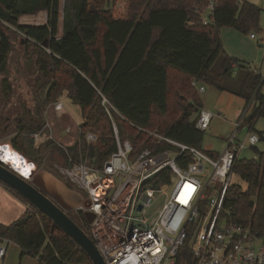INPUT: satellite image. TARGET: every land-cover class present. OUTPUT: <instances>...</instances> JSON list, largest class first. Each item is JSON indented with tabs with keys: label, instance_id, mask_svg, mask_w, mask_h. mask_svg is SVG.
<instances>
[{
	"label": "trees",
	"instance_id": "1",
	"mask_svg": "<svg viewBox=\"0 0 264 264\" xmlns=\"http://www.w3.org/2000/svg\"><path fill=\"white\" fill-rule=\"evenodd\" d=\"M116 1L64 0L59 33V0H0V74L6 71L13 48L11 32H22L23 43L31 49L27 53L24 50V55L32 56L35 84L44 90L40 103L21 106L14 117L11 140L18 152L23 147L16 145L15 140L43 132L47 119L44 109L64 92L80 107L81 128L97 135L94 142H87L80 134L74 144L67 146L77 161L86 156L90 160L95 157V163H99L114 149L111 121L101 104V95L124 117L112 112L120 138H128L135 149L153 144L129 122L157 128L167 136L203 148L204 130L195 126L202 102L196 85L191 82L208 83L217 89L223 87L221 78L237 59L223 49L219 27L259 29L261 8L247 0H216L210 21L203 24L193 10L194 0H124L121 13L113 11ZM41 8L47 11L44 24L19 23L21 14ZM218 58L222 69L213 71ZM171 73L179 76L174 82L172 104L168 97ZM252 95L254 105L246 119L249 122L258 116L264 118V89L259 75H255L245 104ZM11 96L8 79L2 76L0 105ZM155 121L157 126L153 125ZM29 138L32 148L38 150L36 157H41L42 148L54 145L63 152L62 162H65L64 151L55 139H45L35 146L32 135ZM206 151L216 154L214 150ZM50 171L61 177L56 169ZM234 173L246 186L243 189L237 182L230 183L223 213L229 220L251 225L263 233L264 152H259L256 158L238 159ZM68 214L85 228L82 212ZM0 236L18 245L19 257L36 256L40 264H93L67 234L37 211H32L23 223L16 220L0 223ZM178 253L175 264L193 263L187 250L181 248Z\"/></svg>",
	"mask_w": 264,
	"mask_h": 264
},
{
	"label": "built area",
	"instance_id": "2",
	"mask_svg": "<svg viewBox=\"0 0 264 264\" xmlns=\"http://www.w3.org/2000/svg\"><path fill=\"white\" fill-rule=\"evenodd\" d=\"M192 5L200 21L207 24L216 0H194ZM260 80L264 89V76ZM197 89L203 91L204 86L200 84ZM101 104L111 121L114 149L103 161L94 163L86 156L75 160L67 148L70 145L59 144L65 162L53 166L61 180L90 200L88 207L79 205L70 211L82 212L83 216L85 211L90 212V220L84 216V229L105 264H175L181 248L187 250L192 264H264V232L231 221L223 213L235 164L241 152L253 148L261 137L252 127L254 120H246L254 95L244 104L223 148L214 151L215 155L206 151L210 149L177 140L157 128L128 121L153 144L135 149L128 138H120L112 112L124 117L104 95ZM215 116L218 113L202 107L195 126L206 130ZM244 126L247 131L241 134ZM44 127L47 130L32 134L35 146L54 139L49 119ZM70 130L69 125L65 126L66 132ZM80 134L87 142L97 139L95 133L79 125L77 137ZM157 194L164 199L151 209ZM9 241L0 236V261Z\"/></svg>",
	"mask_w": 264,
	"mask_h": 264
},
{
	"label": "rangeland",
	"instance_id": "3",
	"mask_svg": "<svg viewBox=\"0 0 264 264\" xmlns=\"http://www.w3.org/2000/svg\"><path fill=\"white\" fill-rule=\"evenodd\" d=\"M124 0H117L114 4L113 11L121 13ZM63 2H60V16L58 32L62 31V10ZM264 0L259 5L261 8L259 17V29L255 27L248 28L245 31L234 28L232 26L223 25L219 27V35L222 43V47L225 52L237 59V62L233 64L228 74L221 78V89H217L215 86L208 83H197L196 89L200 84L204 86L203 91H198L199 98L202 102V107L214 112H219L218 117L215 116L208 129L204 130L201 146L212 150L219 151L224 146L222 140L226 137L234 127V122L237 120L240 111L245 104V96L249 93L251 86L253 85L255 75H259L260 79L264 76ZM47 11L44 8L34 12L21 14L19 17V23L21 24H41L46 22ZM253 32L254 38L250 37V33ZM24 35L21 32H11L12 38V51L7 60V67L4 73L0 74L6 76L11 87V98L7 100L4 105H0V142L9 141L12 146V136L15 115L20 107L32 106L34 103H40V96L43 93V89L35 84V73L32 71V56L27 57L24 55L31 51L23 43ZM21 39V42H20ZM21 53L23 57L21 58ZM221 60L218 58L213 64V71H220L222 69ZM179 79L178 75L171 73L169 76V103L174 102V82ZM39 99V101H38ZM17 103L13 105V103ZM22 111V110H21ZM20 112V111H19ZM44 115L51 122V132L58 144L71 145L74 140L78 139L77 129L82 122L80 107L70 97L66 96L64 92L59 99L46 106L44 109ZM192 114L191 116H193ZM158 117L155 118V120ZM69 125L70 132L65 131V126ZM157 126V121L153 123ZM253 129L262 137L259 138L255 144V149L246 148L241 152V158H256L259 152H264V118L258 116L255 118ZM47 130V129H45ZM247 131V126L241 129V134ZM32 133L29 134L26 139L24 137H18L16 145L23 147L20 150V154L25 158L33 159L39 167H44L48 170H55L54 163H61L63 158V152L53 146L42 148L39 151L41 157H36V151L32 148L30 138ZM16 137V136H15ZM14 137V138H15ZM15 149V147L13 146ZM16 150V149H15ZM18 151V150H17ZM32 160V161H33ZM96 159L92 162L95 163ZM175 178H172L174 181ZM231 182L239 183L244 189L246 184L243 182L236 173L231 176ZM12 193H11V192ZM8 191L2 185H0V223H11L20 216L21 212L27 210L26 203L23 199L18 197L14 191ZM82 192L86 194V191ZM164 199L163 195H156L151 209L156 205L162 203ZM0 264H40L36 256L24 255L19 257L18 245L10 240L6 249L4 258L0 261Z\"/></svg>",
	"mask_w": 264,
	"mask_h": 264
},
{
	"label": "water",
	"instance_id": "4",
	"mask_svg": "<svg viewBox=\"0 0 264 264\" xmlns=\"http://www.w3.org/2000/svg\"><path fill=\"white\" fill-rule=\"evenodd\" d=\"M42 45H46V40ZM4 147L20 156L22 164L29 165L30 174L25 176L22 171L2 158L1 152ZM0 182L12 189L27 204L25 215L19 217L16 220L17 223L26 221L32 211L40 212L67 234L86 253L93 264H105L94 241L68 214L79 205L89 206L90 200L83 197L80 191L69 187L52 171L39 167L34 161L22 156L9 141L0 142ZM140 207L141 205H138V208ZM84 216L87 220L91 218L88 211L84 212Z\"/></svg>",
	"mask_w": 264,
	"mask_h": 264
},
{
	"label": "bare ground",
	"instance_id": "5",
	"mask_svg": "<svg viewBox=\"0 0 264 264\" xmlns=\"http://www.w3.org/2000/svg\"><path fill=\"white\" fill-rule=\"evenodd\" d=\"M1 155L4 160L8 161L14 167L22 171L25 176L30 174L29 165H27L26 163L22 164L20 161V156H18L17 154H14L12 150H9V148L4 147L1 152Z\"/></svg>",
	"mask_w": 264,
	"mask_h": 264
},
{
	"label": "crops",
	"instance_id": "6",
	"mask_svg": "<svg viewBox=\"0 0 264 264\" xmlns=\"http://www.w3.org/2000/svg\"><path fill=\"white\" fill-rule=\"evenodd\" d=\"M247 1H249V2H252V3H255V4H257L258 6L262 3V0H247ZM60 2H63V0H59V5H60ZM262 6H264L263 4H262ZM260 7V6H259ZM62 19V18H61ZM45 23V22H44ZM44 23H41V24H35V25H42V24H44ZM21 24V23H20ZM25 24V23H24ZM32 25V24H31ZM34 25V24H33ZM251 38H254V37H251ZM218 115H219V112H218ZM218 117V116H217ZM224 139H225V137L222 139L223 141H224ZM205 149H208V148H205ZM210 150H212V149H210ZM214 151H216V150H214ZM0 185H2L5 189H7L8 191H10L11 189L10 188H8L5 184H3L2 182H0ZM11 192V191H10ZM12 193V192H11ZM26 203V202H25ZM26 205V208H27V204H25ZM26 211V210H25ZM24 211V212H25ZM24 212H21V214H20V216L19 217H21L22 216V214L24 213ZM18 217V218H19ZM17 218V219H18Z\"/></svg>",
	"mask_w": 264,
	"mask_h": 264
}]
</instances>
